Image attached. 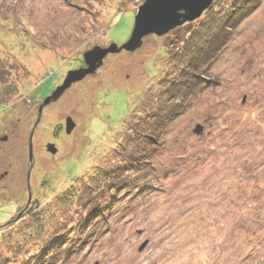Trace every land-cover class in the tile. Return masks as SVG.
I'll list each match as a JSON object with an SVG mask.
<instances>
[{
	"label": "rangeland",
	"instance_id": "obj_1",
	"mask_svg": "<svg viewBox=\"0 0 264 264\" xmlns=\"http://www.w3.org/2000/svg\"><path fill=\"white\" fill-rule=\"evenodd\" d=\"M144 1L0 0V95L18 86L0 110V261L38 263L31 234L61 225L43 264H264V0L193 75L172 56L197 20L109 55L43 110L30 169L42 100L86 51L125 44Z\"/></svg>",
	"mask_w": 264,
	"mask_h": 264
},
{
	"label": "trees",
	"instance_id": "obj_2",
	"mask_svg": "<svg viewBox=\"0 0 264 264\" xmlns=\"http://www.w3.org/2000/svg\"><path fill=\"white\" fill-rule=\"evenodd\" d=\"M260 1L261 0H215L214 3L211 5V7L206 12L203 13V15L200 17L199 20H197L198 22L197 23L195 22L196 24L192 28L191 32L187 33L186 38L184 39V42L181 48L177 51L176 55L172 56L173 57L172 59H175L177 61L176 63H180L179 66L180 73H184L185 71L189 70V73L193 75V73H195V71L193 72V70H195L193 66L195 64V61H200V60H203V62H206L208 60L210 61L211 60L210 54L214 55L216 52L219 51L220 47L224 45V41L226 43L229 40L231 36V31L236 27L238 23H240L242 20L247 19L251 14L254 13L255 9H257L258 6L261 5ZM215 59L216 58H214L213 60ZM212 63L213 62H210V65ZM82 65H83V61L80 60L77 68L81 67ZM21 75H23V73ZM168 83L170 84L166 85V89L168 85L172 88L171 82ZM12 85L17 86V84L14 82L10 83V85L7 86L5 85L6 86V87L4 86L5 91L0 95V110L4 111L5 114H6V109L8 108L6 104L18 92V88H17L18 86L16 87ZM179 86L181 89H185L182 84H179ZM171 88H169L168 90H170ZM49 93L50 92L47 93V96L51 94ZM46 108H44L43 110H45ZM133 122H136L137 131L139 133L136 134L135 138H138L140 137L141 134L138 128L142 125V123L141 121H133ZM64 130H65V120H64ZM98 175L99 174H95L94 172H92L87 177L90 178L91 176V178L94 180L91 183H89L88 181L87 182L84 181L85 183H87L90 190L94 189L92 184H94V181H98L99 179ZM59 198L61 199L60 202L62 203L64 208L78 201V199L69 198L70 201L67 202L66 200L68 198H66L65 196H61ZM95 199H96V205L93 199H89L86 202V203L90 202L91 204H94L93 208L90 210V215L94 216L95 218L92 221V224H96L103 216L101 212L98 215L96 213H97V208L100 209L104 207V204L103 205L100 203L98 204L97 198ZM27 212L22 216L20 221L28 216ZM81 221L82 220L79 221V224L81 223ZM40 227L41 225H37V229H36L37 232L42 231ZM62 229L63 228L61 225L55 226L54 229H49L51 234L49 236L47 235V238L45 237L46 239L38 238L42 236L45 231H42L41 233H36L35 236L31 234L32 239L34 240L36 246L39 249L40 248L43 249L41 251L42 255L38 263L31 260V258H29L30 255L24 257V260L19 258L18 256L15 259L11 258L12 254L15 253L16 250L12 248H7L8 253L6 252L5 255L6 258L0 262H3L5 264H43L42 263L43 261L46 260L49 261V259L52 256L55 259V256L59 254V251L55 252L56 250L55 248L57 247L59 242H63L65 240L64 238H62L63 235L65 237V234L64 232H62ZM71 235L72 234H70V236ZM84 237L85 236H82L74 240L73 242L71 241L70 247L73 245L77 246L79 244L77 242L79 241L81 242V240ZM27 240H29V238ZM66 247L67 244L62 250H65ZM8 254H10V256H8Z\"/></svg>",
	"mask_w": 264,
	"mask_h": 264
},
{
	"label": "water",
	"instance_id": "obj_3",
	"mask_svg": "<svg viewBox=\"0 0 264 264\" xmlns=\"http://www.w3.org/2000/svg\"><path fill=\"white\" fill-rule=\"evenodd\" d=\"M214 1L215 0H145L137 9L131 35L125 44L122 46L112 44L106 48L96 46L86 51L82 56L83 65L75 70L68 71L62 84L57 86L56 89L42 101L38 108V117L29 136L28 156L30 169L33 165V133L39 123L44 108L57 102L73 84L79 83L88 76L96 74L104 65V60L109 55H117L122 51L132 54L143 47L146 38L151 36L162 38L186 24L195 22L211 7ZM74 128L75 123L72 118H65V134L70 135ZM201 132L202 128L199 125L196 126L193 131L196 135H200ZM4 140H6V138H4L3 141ZM46 147L48 152L52 155L56 154L57 149L54 144H48ZM28 175L29 180L30 171ZM30 201L31 195L29 192L27 206ZM145 246L146 243H143L139 248V252H141Z\"/></svg>",
	"mask_w": 264,
	"mask_h": 264
}]
</instances>
